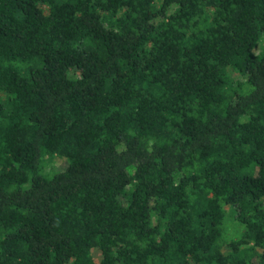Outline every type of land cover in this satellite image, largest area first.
<instances>
[{"label": "trees", "instance_id": "1", "mask_svg": "<svg viewBox=\"0 0 264 264\" xmlns=\"http://www.w3.org/2000/svg\"><path fill=\"white\" fill-rule=\"evenodd\" d=\"M1 235L0 264H264V0H0Z\"/></svg>", "mask_w": 264, "mask_h": 264}, {"label": "rangeland", "instance_id": "2", "mask_svg": "<svg viewBox=\"0 0 264 264\" xmlns=\"http://www.w3.org/2000/svg\"><path fill=\"white\" fill-rule=\"evenodd\" d=\"M230 74L233 76L235 80H238L240 78L239 73L236 71L235 72L231 71ZM45 165H46L45 171L50 173L52 171H56V172L64 171L67 168L68 163L64 159L56 156L53 158H47ZM2 236L3 235H1L0 237ZM93 255L96 261H100L102 258L101 252L99 250H95ZM254 262L255 263L257 262V258L254 259Z\"/></svg>", "mask_w": 264, "mask_h": 264}]
</instances>
